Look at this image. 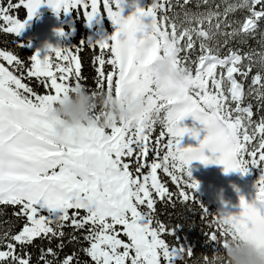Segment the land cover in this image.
Wrapping results in <instances>:
<instances>
[{
    "label": "snow or ice",
    "instance_id": "1",
    "mask_svg": "<svg viewBox=\"0 0 264 264\" xmlns=\"http://www.w3.org/2000/svg\"><path fill=\"white\" fill-rule=\"evenodd\" d=\"M44 2L19 0L27 10L21 20L12 14L18 5L8 0L7 7H0V33L18 38ZM100 2L46 0L57 15L82 8L89 27L105 19ZM123 4L102 0L113 31L80 46L99 50L95 88L86 87L93 96H144L147 108L134 121L113 120L110 127L80 124L58 133L63 121L51 115L54 106L74 88L85 87L80 47L47 45L43 58L37 52L28 64L0 50V61L6 62H0V205L15 206L13 215L22 222L17 233L9 229L0 235L6 249L0 250V264H30L17 244L28 245L37 237L62 239L66 227L84 230L88 246L82 251L92 264H188L194 246L179 236L175 246L163 238L175 236L176 230L169 231L157 218L155 206L157 198L171 201L175 195L199 201L194 193L200 184L190 171L195 161L222 165L225 174L260 171L251 198L241 195L240 212L224 223L219 222L223 212L213 214L199 201L205 218L213 217L207 227H215L208 236L211 256L201 254L205 264H213L227 238L251 239L264 247V116L256 119L253 104L246 103L254 97L257 107H264V50L229 47L221 54L231 41L246 42L257 33L264 46V0H196V10L192 0H154L135 4L127 16ZM197 42L199 54L193 59ZM164 56L185 69L186 80L158 90L152 66ZM33 78L43 93L30 86ZM188 116L206 132L195 147L181 145L186 133L199 137L196 129L181 126ZM161 172L177 193L169 191ZM48 255L56 252L48 248L41 260L53 264ZM74 262L80 264L76 253L60 264Z\"/></svg>",
    "mask_w": 264,
    "mask_h": 264
},
{
    "label": "trees",
    "instance_id": "2",
    "mask_svg": "<svg viewBox=\"0 0 264 264\" xmlns=\"http://www.w3.org/2000/svg\"><path fill=\"white\" fill-rule=\"evenodd\" d=\"M174 2V0H173ZM8 0H0L1 7H7ZM13 3L18 5L17 9H13L12 14L17 18L24 20L27 16L26 9L19 3V0H13ZM215 3H221V0H215ZM196 0H192V8L195 9ZM179 11V9H176ZM264 31V28L261 29ZM81 36L78 33L76 41H78ZM261 37L257 33L253 37L247 38L246 42H241L239 39L231 41L227 46L221 49V54H227L228 48H239L242 52L255 51L259 53L264 50V46L260 44ZM23 47H20V44ZM0 50H9L18 56L25 64L29 63V57L34 54V50L28 45V43L19 37H15L14 34H3L0 33ZM99 54L98 49H92L89 46H80V58L82 61L81 71L82 76L86 78L83 80L85 87L95 88L94 77L96 76V68L99 66L98 62L94 63V56ZM199 54V46L197 42L196 52L193 54V59ZM28 82V81H25ZM245 86L250 83V79L244 81ZM30 86H32L37 92L43 93L44 88L39 82L33 78L31 80ZM250 102L254 106L255 118L259 119L260 116H264V107H257L260 102L254 98L249 97L246 101ZM162 177V181L166 183L169 191L177 193L176 185L171 181L170 177L159 173ZM194 195L198 200L205 205L211 213L216 214L218 211L216 208L207 203L204 198H200L195 192ZM199 201H183L178 195L173 196L171 201L167 198L161 200L157 199L156 203V216L164 223L169 231L172 229L176 230V235L164 234L163 238L170 244L175 246L177 244L176 236L181 238V242L185 244H191L194 246L195 257L188 261V264H205L202 257V253H207L211 256L212 253V242L208 239L211 232L215 230L213 225L212 228L207 227L208 224L213 223V217L208 216L205 218L206 214L202 212L199 206ZM17 210L15 206L11 205H0V235L3 232L11 229L12 233H17L21 227L22 222L13 215ZM66 235L65 237H37L30 244L21 246L17 244V251L21 254L27 253L30 256V264H44L41 260V255L46 252L48 248H52L56 252V256L51 255L46 256L47 260H51L53 264H60V262L72 253H76L80 261V264H92L89 257H87L82 251L83 248L87 247V242L83 240L84 230L76 231L72 227H66L64 229ZM207 234V235H206ZM71 235H76L79 237L78 240H72ZM15 243V242H14ZM63 244V247H58V245ZM0 250H6L3 245H0ZM75 264V262H74Z\"/></svg>",
    "mask_w": 264,
    "mask_h": 264
},
{
    "label": "rangeland",
    "instance_id": "3",
    "mask_svg": "<svg viewBox=\"0 0 264 264\" xmlns=\"http://www.w3.org/2000/svg\"><path fill=\"white\" fill-rule=\"evenodd\" d=\"M151 2H154V0H124L122 14L124 16L129 15L134 11L135 4L143 6ZM100 10L105 19L99 25L89 27L85 21L84 10L82 8L73 10L72 13L65 14L61 12L57 15L47 5L45 0L39 7L36 15L27 23L19 38L26 41L35 54L39 52L41 58L45 55L47 45H52L53 47L71 45L80 47L81 41L96 40L113 31V26L107 20L106 12L103 10L102 0L100 2ZM58 29L64 30V36L58 34ZM78 33L81 38L76 41ZM0 62L6 64L4 61ZM181 126L199 131L198 138H193L187 133L183 136L181 145L184 147L197 146L199 139H203V136L206 134L202 130L203 126L199 121H195L192 116L186 117L181 122ZM158 132L159 126H157L155 134H158ZM149 159H151V156ZM190 171L192 177L200 184L196 193L200 198H204L207 203L213 205L218 213L232 212L238 214L241 210L239 208L240 196L243 195L246 199H248L247 194L249 197L250 195L252 196L254 191L253 186L260 176L259 169L251 170L248 174L244 175H241L239 172L225 174L222 165L208 164L205 166L198 161L193 162ZM238 177L243 179L244 183L239 181ZM244 188H247V194L243 193Z\"/></svg>",
    "mask_w": 264,
    "mask_h": 264
},
{
    "label": "clouds",
    "instance_id": "4",
    "mask_svg": "<svg viewBox=\"0 0 264 264\" xmlns=\"http://www.w3.org/2000/svg\"><path fill=\"white\" fill-rule=\"evenodd\" d=\"M154 83L158 90H163L168 84L182 85L186 80V71L172 63V58L164 56L152 66ZM147 108V101L141 93L129 92L126 98L120 100L107 93L93 96L86 87L74 88L63 103H57L51 115L62 120L57 132L63 134L65 128L80 124H96L100 127H110L111 121L129 122L138 119ZM99 115L100 119H94ZM202 118H205L203 114ZM232 212H223L220 223L228 220ZM226 247H221L213 264H264V247H258L251 239L227 238Z\"/></svg>",
    "mask_w": 264,
    "mask_h": 264
},
{
    "label": "bare ground",
    "instance_id": "5",
    "mask_svg": "<svg viewBox=\"0 0 264 264\" xmlns=\"http://www.w3.org/2000/svg\"><path fill=\"white\" fill-rule=\"evenodd\" d=\"M238 180H239V181H242V182L244 183L243 179H241L240 177H238ZM243 185H244V184H243ZM248 190H249V189H248ZM246 191H247V188H246V189L244 188V190H243V193L247 194V192H246ZM247 197H248V199H250V198H251V196L249 197V195H248V194H247Z\"/></svg>",
    "mask_w": 264,
    "mask_h": 264
}]
</instances>
